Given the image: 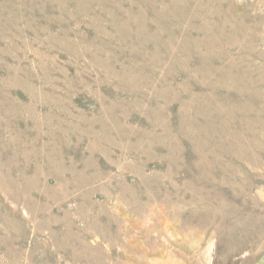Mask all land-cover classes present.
I'll return each instance as SVG.
<instances>
[{"label": "rangeland", "instance_id": "374dc122", "mask_svg": "<svg viewBox=\"0 0 264 264\" xmlns=\"http://www.w3.org/2000/svg\"><path fill=\"white\" fill-rule=\"evenodd\" d=\"M0 264H264V0H0Z\"/></svg>", "mask_w": 264, "mask_h": 264}]
</instances>
